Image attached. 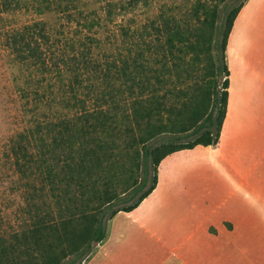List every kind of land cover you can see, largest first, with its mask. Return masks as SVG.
<instances>
[{"label": "trees", "instance_id": "1", "mask_svg": "<svg viewBox=\"0 0 264 264\" xmlns=\"http://www.w3.org/2000/svg\"><path fill=\"white\" fill-rule=\"evenodd\" d=\"M225 2H163L139 21L140 0L34 1L40 18L4 37L20 109L0 147V264H82L167 156L218 143L242 7Z\"/></svg>", "mask_w": 264, "mask_h": 264}, {"label": "rangeland", "instance_id": "2", "mask_svg": "<svg viewBox=\"0 0 264 264\" xmlns=\"http://www.w3.org/2000/svg\"><path fill=\"white\" fill-rule=\"evenodd\" d=\"M34 1L8 8L0 3V147L18 127L20 109L13 80L20 72L4 37L40 18ZM83 1L98 6L97 0ZM173 1L183 0H140L137 19L145 21L160 4ZM225 3L242 7L226 49L231 75L224 137L164 160L156 189L138 208L108 220L106 238L82 264H264V188L237 190L241 180L221 176L222 150L230 159L233 147L241 146L251 162L258 142L264 144V0ZM245 183L255 185L253 179Z\"/></svg>", "mask_w": 264, "mask_h": 264}, {"label": "crops", "instance_id": "3", "mask_svg": "<svg viewBox=\"0 0 264 264\" xmlns=\"http://www.w3.org/2000/svg\"><path fill=\"white\" fill-rule=\"evenodd\" d=\"M221 134L223 138L225 133L223 132ZM259 144L260 142H258L256 155L251 162L249 161L251 155L247 153V149H244L241 146H238L236 148L233 147V149L231 150L232 156L230 159H228L227 157L229 153H227L225 150L221 151L223 160H226L223 162L224 168L221 172L222 178L226 180H241L238 185L234 187L235 189L240 190L241 188H244L245 191H259L264 188V144H262V148L259 146ZM198 146L201 145L183 150L193 151L196 150ZM169 156H167L164 160L168 159ZM164 160L161 163H163ZM246 167H249L248 170H246ZM249 179H253L255 183V185L252 186L251 189L250 184L247 183L246 185L245 183V181ZM257 193L259 195L263 194L261 191Z\"/></svg>", "mask_w": 264, "mask_h": 264}]
</instances>
